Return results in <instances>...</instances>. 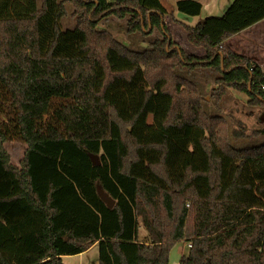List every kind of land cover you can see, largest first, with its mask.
<instances>
[{
  "label": "trees",
  "instance_id": "16d2710c",
  "mask_svg": "<svg viewBox=\"0 0 264 264\" xmlns=\"http://www.w3.org/2000/svg\"><path fill=\"white\" fill-rule=\"evenodd\" d=\"M65 5L75 25L62 30ZM201 8L193 0L175 3L189 17ZM165 13L159 0H0L7 39L14 26L28 25L38 60L78 70L67 82L73 94L53 93L42 121L28 107L36 99L30 90L0 66V264H63L62 257L94 244L97 264H168L179 242L190 244L179 264H264V143L230 146L225 121L207 116L196 86L175 74L211 69L219 75L216 101L231 89L249 106H264V71L222 46L264 19V0H233L221 16L193 26L174 20L204 51L201 58L173 42ZM111 16L126 18L127 34L156 29L160 39L130 50L97 29ZM65 109L98 128L66 125L59 116ZM7 142L25 144L17 167Z\"/></svg>",
  "mask_w": 264,
  "mask_h": 264
},
{
  "label": "rangeland",
  "instance_id": "374dc122",
  "mask_svg": "<svg viewBox=\"0 0 264 264\" xmlns=\"http://www.w3.org/2000/svg\"><path fill=\"white\" fill-rule=\"evenodd\" d=\"M166 10L165 25L170 30L171 36H174L175 44L183 51L192 55L199 53L188 43L185 44V33L174 22L172 17L171 1L160 0ZM67 16L61 21V29H71L75 25V18L71 17L72 7L65 5ZM178 14V13H176ZM184 16V15H183ZM178 17L185 25L193 26L197 22V18L184 16ZM180 21V22H181ZM97 29L109 33L116 41L133 51H144L150 48L151 44L160 39V33L153 29L151 33L141 35L126 33V18L119 20L115 17H107L99 21ZM146 32H149L147 30ZM0 29V66L3 67L5 77L10 80L15 86L30 90L33 101H28V107L31 108V114L41 115L42 121H47L48 118L43 114L47 102L50 100L53 93L61 96L62 99L66 95H72L73 90L68 87L67 82H72L77 79V69L72 64L53 63L48 61L38 60L32 48V31L30 26H14L9 39ZM183 48H182V47ZM192 52V53H190ZM204 56V55H203ZM202 56V57H203ZM201 58L200 56H195ZM69 73V75H68ZM175 74L182 79L191 82L196 86L201 96V106L203 112L210 117L222 118L227 126L228 143L235 149H246L259 146L264 143V106H249L248 98L243 93L227 89L223 95L216 101L213 90L216 88L215 80L218 78V73L211 69L196 68L189 70L188 68H178ZM84 75V74H83ZM69 76L65 82L64 78ZM73 76V77H71ZM80 82H84V76H78ZM59 98V97H58ZM57 99V98H56ZM77 102V99L75 100ZM75 105V103H74ZM67 114V109L60 113L65 124L68 123L77 129L85 127L87 130H93L97 121L77 123L76 119ZM96 119V118H95ZM68 124V125H69ZM89 126V127H88ZM257 132V133H256ZM233 133L240 134L239 137H234ZM4 148L9 155L10 164L18 166L22 158L25 144L21 142L4 143ZM146 237V232L141 224L138 228V241L142 242ZM97 246L87 250L84 253L65 256L63 264H97ZM188 253L187 243H176L169 252L168 264H179L180 258Z\"/></svg>",
  "mask_w": 264,
  "mask_h": 264
},
{
  "label": "crops",
  "instance_id": "0c3cea01",
  "mask_svg": "<svg viewBox=\"0 0 264 264\" xmlns=\"http://www.w3.org/2000/svg\"><path fill=\"white\" fill-rule=\"evenodd\" d=\"M171 1L172 7V17L176 21H181L178 17L188 19L176 11L175 3L180 0H166V2ZM201 4V12L199 17H190L202 19L208 16H221L228 6L232 3L233 0H193ZM115 0H107V3L112 4ZM160 4L163 6L161 1L159 0ZM165 5L163 6V8ZM178 13V14H176ZM184 15V16H183ZM164 15V20H165ZM189 17V16H187ZM189 20V19H188ZM181 23H183L181 21ZM172 39L176 41L175 37L172 36ZM185 39V44H187V39ZM177 42V41H176ZM188 45V44H187ZM224 48L229 49L233 53L248 58L252 61L253 65L257 66L259 69L264 71V19L261 21L251 25L250 27L244 29L243 31L233 35L232 37L225 40L222 44ZM182 47V46H181ZM183 48V47H182ZM194 48V47H193ZM199 53H192L193 56H200L204 55V51L202 49L195 48ZM96 245H92L89 249H92ZM88 249V250H89ZM64 257L61 258L63 260ZM63 262V261H62Z\"/></svg>",
  "mask_w": 264,
  "mask_h": 264
},
{
  "label": "water",
  "instance_id": "95a60500",
  "mask_svg": "<svg viewBox=\"0 0 264 264\" xmlns=\"http://www.w3.org/2000/svg\"><path fill=\"white\" fill-rule=\"evenodd\" d=\"M89 159L92 163V165H97L98 160L95 156L89 155ZM96 193L99 199L106 205L107 208H112L113 206V200L100 188V186H96Z\"/></svg>",
  "mask_w": 264,
  "mask_h": 264
},
{
  "label": "built area",
  "instance_id": "2783aa9c",
  "mask_svg": "<svg viewBox=\"0 0 264 264\" xmlns=\"http://www.w3.org/2000/svg\"><path fill=\"white\" fill-rule=\"evenodd\" d=\"M264 90V88H262ZM187 248L189 249L190 248V244H187Z\"/></svg>",
  "mask_w": 264,
  "mask_h": 264
}]
</instances>
